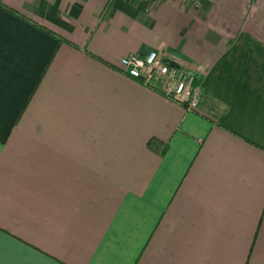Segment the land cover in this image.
Listing matches in <instances>:
<instances>
[{"label": "crops", "instance_id": "0c3cea01", "mask_svg": "<svg viewBox=\"0 0 264 264\" xmlns=\"http://www.w3.org/2000/svg\"><path fill=\"white\" fill-rule=\"evenodd\" d=\"M197 2L0 0V264H264V0Z\"/></svg>", "mask_w": 264, "mask_h": 264}, {"label": "built area", "instance_id": "2783aa9c", "mask_svg": "<svg viewBox=\"0 0 264 264\" xmlns=\"http://www.w3.org/2000/svg\"><path fill=\"white\" fill-rule=\"evenodd\" d=\"M135 1L152 3L159 0ZM192 4L196 7L199 3L192 0ZM118 69L142 86L159 90L167 99L184 105L189 112L197 108L201 92L194 86L195 75L165 62L155 51L143 56L136 53L127 54L119 59Z\"/></svg>", "mask_w": 264, "mask_h": 264}, {"label": "trees", "instance_id": "16d2710c", "mask_svg": "<svg viewBox=\"0 0 264 264\" xmlns=\"http://www.w3.org/2000/svg\"><path fill=\"white\" fill-rule=\"evenodd\" d=\"M199 83H200V79H199V78H195L194 86H195V87H198V86H199ZM152 91H154V92H156V93L162 95L163 97H165L164 94H163L162 92H160L159 90H152ZM165 98H166V97H165ZM168 100H169V99H168ZM170 101H172V100H170ZM172 102H173V101H172ZM174 103H175V102H174ZM178 105H180L181 107L184 108V105H182V104H178Z\"/></svg>", "mask_w": 264, "mask_h": 264}, {"label": "rangeland", "instance_id": "374dc122", "mask_svg": "<svg viewBox=\"0 0 264 264\" xmlns=\"http://www.w3.org/2000/svg\"><path fill=\"white\" fill-rule=\"evenodd\" d=\"M160 1V0H159ZM159 1H157V2H159ZM157 2H152V3H157ZM162 58V57H161ZM163 59V58H162ZM165 61V60H164ZM165 62H167V61H165ZM167 63H169V62H167ZM170 64H172V63H170ZM172 65H174V64H172ZM179 68V67H178ZM181 69V68H180ZM184 71H186V70H184ZM195 78H196V76H195ZM198 88H199V86H198ZM201 92V91H200ZM202 93H201V97H200V101L198 102V105H197V108L196 109H194V110H192V111H190V112H194V111H196L197 109H198V107H199V105H200V103L202 102ZM177 104V103H176ZM180 106V105H179ZM185 109V108H184ZM186 110V109H185ZM187 111V110H186ZM189 112V111H188Z\"/></svg>", "mask_w": 264, "mask_h": 264}]
</instances>
